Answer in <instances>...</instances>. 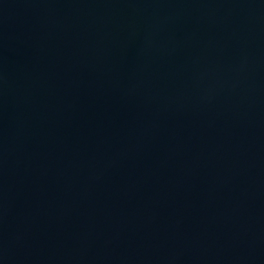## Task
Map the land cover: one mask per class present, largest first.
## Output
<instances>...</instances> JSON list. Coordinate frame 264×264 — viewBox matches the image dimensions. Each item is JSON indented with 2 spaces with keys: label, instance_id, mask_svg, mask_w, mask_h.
Instances as JSON below:
<instances>
[{
  "label": "water",
  "instance_id": "95a60500",
  "mask_svg": "<svg viewBox=\"0 0 264 264\" xmlns=\"http://www.w3.org/2000/svg\"><path fill=\"white\" fill-rule=\"evenodd\" d=\"M0 264H264V0H0Z\"/></svg>",
  "mask_w": 264,
  "mask_h": 264
}]
</instances>
